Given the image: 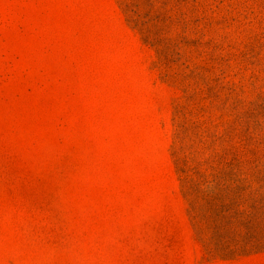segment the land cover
Wrapping results in <instances>:
<instances>
[{"label": "rangeland", "instance_id": "1", "mask_svg": "<svg viewBox=\"0 0 264 264\" xmlns=\"http://www.w3.org/2000/svg\"><path fill=\"white\" fill-rule=\"evenodd\" d=\"M0 264H264V0H0Z\"/></svg>", "mask_w": 264, "mask_h": 264}]
</instances>
